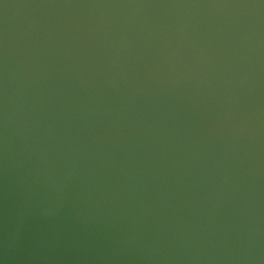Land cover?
I'll use <instances>...</instances> for the list:
<instances>
[{
  "label": "water",
  "instance_id": "95a60500",
  "mask_svg": "<svg viewBox=\"0 0 264 264\" xmlns=\"http://www.w3.org/2000/svg\"><path fill=\"white\" fill-rule=\"evenodd\" d=\"M0 264H264L102 134L0 22Z\"/></svg>",
  "mask_w": 264,
  "mask_h": 264
}]
</instances>
